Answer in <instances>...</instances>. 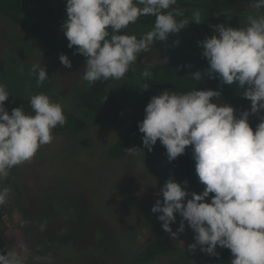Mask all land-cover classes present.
Returning <instances> with one entry per match:
<instances>
[{"label": "clouds", "instance_id": "obj_1", "mask_svg": "<svg viewBox=\"0 0 264 264\" xmlns=\"http://www.w3.org/2000/svg\"><path fill=\"white\" fill-rule=\"evenodd\" d=\"M66 19L61 31L73 55L85 58L82 79L90 85L97 81L122 79L142 52L157 42L167 41L190 23L201 24V12L191 18L175 8L177 0H63ZM254 14L247 16L245 27L210 25L215 33L198 41L207 60L205 73L191 74L195 81L219 78L222 84L243 89L242 96L251 102L250 111L239 117L228 103H220L218 90L186 93L163 91L151 97L138 122L142 146L149 152L159 140L169 162L191 146L195 174L203 190L187 191V181L168 179L160 189L151 212L159 214L164 232L173 238L187 227L194 233L188 250L217 256V246L230 250L231 264H264V0H251ZM142 16L155 17L154 26L141 37L125 30ZM178 45L179 41H174ZM65 68L72 64L61 54ZM167 63V58L161 60ZM188 67H191L190 65ZM37 86L48 79L41 63L32 65ZM152 73L145 69L142 78ZM149 85L141 89L147 90ZM10 94L0 83V182L11 169L30 162L38 149L50 144L53 130L66 123L63 107L44 93L30 96L32 115L23 108H5ZM256 115L255 130L249 116ZM137 148L127 149L132 155ZM10 188L0 186V205L6 202ZM210 194H213L208 201ZM190 197V198H189ZM208 201V202H206ZM181 218L176 232L170 225ZM0 264H24L14 250L0 253Z\"/></svg>", "mask_w": 264, "mask_h": 264}, {"label": "rangeland", "instance_id": "obj_2", "mask_svg": "<svg viewBox=\"0 0 264 264\" xmlns=\"http://www.w3.org/2000/svg\"><path fill=\"white\" fill-rule=\"evenodd\" d=\"M48 30L67 41L61 28ZM149 30L128 27L125 31L139 38ZM177 40L179 44L174 45ZM189 40L171 35L167 41L157 42L139 55H180L191 44ZM61 54L44 57L29 35L0 15V83L6 85L9 93L21 95L38 94L53 87L55 95L65 100L66 108L93 125L90 130L76 134L53 131L50 144L41 146L30 162L11 169L10 175L0 182V186L11 190L6 202L0 205V231L24 264H128L153 238L145 212L160 180L162 162L139 152L118 160L106 157L105 149L116 135L75 101L76 94L88 83L82 79L85 64L71 61L72 67L65 68L59 61ZM37 63L42 64L48 76L40 86L30 71ZM143 86L123 77L114 79L108 89L127 110L144 117L151 97L161 92L149 86L143 90ZM254 117L258 124L259 119ZM203 187L196 178L187 180L189 192L200 194ZM180 219L177 215L173 232ZM75 226L84 231L81 244L105 238L103 231L111 238L95 251L90 245H52L42 249L36 244L42 233L50 230L51 234L54 231L64 234L65 228ZM193 237L185 222V231L172 237L169 256L150 264H209V255L201 252L199 246L194 251L188 250L194 243ZM52 253L57 255L53 257Z\"/></svg>", "mask_w": 264, "mask_h": 264}, {"label": "trees", "instance_id": "obj_3", "mask_svg": "<svg viewBox=\"0 0 264 264\" xmlns=\"http://www.w3.org/2000/svg\"><path fill=\"white\" fill-rule=\"evenodd\" d=\"M49 1L0 0V15L4 20L19 27L21 32L29 35L30 41L37 45L39 52L44 57L50 58L62 53L67 55L70 61L85 64V58L82 55H73L76 46L69 49L67 41L48 30V28L54 30L61 28L63 21L66 19L65 7L51 6ZM250 3L251 0H218L211 2L177 0L174 7L182 10L187 18L190 19L194 11L201 12V24L190 23L179 33L169 35L189 38L191 44L187 46L183 54L166 57V64L161 62L165 59L162 55H139L137 62L130 67L124 77L141 85H149V87L155 88L161 93L165 90L186 93L193 88H197V90H218L221 93L219 101L232 106L237 117L245 110L250 111V101L242 96L243 89L238 86L222 84L219 78L209 79L207 75H203L202 81H195L191 78L192 73L200 71L203 74L208 68L207 60L202 56L203 49L198 47L197 42L215 34L210 25L224 24L233 28L245 27L247 16L255 12L250 7ZM260 11L264 13V9ZM154 21L155 17L153 16H142L134 25H129V27L152 29ZM189 65L191 67H188ZM145 69L150 70L152 73L148 78L141 77V72ZM113 80L97 81L91 85L87 83L86 88L76 94L75 101L81 109L96 116L116 135L115 139L105 149L107 158L118 160L127 155L125 150L137 148V152L149 156L151 159H160L162 162L160 180L151 195L150 204L145 212L148 228L153 234V238L128 261V264H150L162 257L169 256L173 246L172 236L163 231L161 222L157 219L159 214H153L151 208L157 199H162L159 196L160 189L168 179H173L174 182H183L190 180V178L198 180L195 174V162L192 159L191 146H188L185 153L172 162L168 161L166 149L160 144L159 140H157L151 152L143 148V134L138 131V122H141L144 117L127 110L121 104L119 98L109 92L108 88ZM40 93L51 95L52 101L60 103L63 107L66 123L63 126L58 125L53 131L76 134L93 128V125L85 118L66 108L65 100L60 99L61 96L55 95L53 87L48 91L42 90ZM9 94L10 97L4 105L9 113L13 108L21 106L26 114H33L29 104L30 97L26 96L27 92H24V95ZM35 94L37 93L32 92L28 95ZM248 122L254 131L257 125L254 115L249 116ZM212 195L210 194L209 201ZM170 227L173 231V224ZM64 230H67L64 234H61L62 231H54L51 234L50 230L42 233L37 237L36 244L42 249L52 245L57 247L68 246L69 244L74 245V247L77 245H90L95 251L102 248L105 241L110 240L108 237L111 238L110 234H105L103 231L105 238H101L93 244H81L80 239L84 234L81 227L75 226ZM9 250L11 248L5 242L0 231V253ZM215 251L218 255H209V264H231L230 250L217 246ZM50 255L55 257L57 254L52 253Z\"/></svg>", "mask_w": 264, "mask_h": 264}, {"label": "flooded vegetation", "instance_id": "obj_4", "mask_svg": "<svg viewBox=\"0 0 264 264\" xmlns=\"http://www.w3.org/2000/svg\"><path fill=\"white\" fill-rule=\"evenodd\" d=\"M49 3H50L51 6H54V7H59V8L65 7V4L63 3V0H50Z\"/></svg>", "mask_w": 264, "mask_h": 264}]
</instances>
